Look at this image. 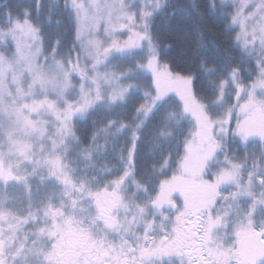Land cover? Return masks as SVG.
I'll list each match as a JSON object with an SVG mask.
<instances>
[{
	"label": "snow or ice",
	"instance_id": "1",
	"mask_svg": "<svg viewBox=\"0 0 264 264\" xmlns=\"http://www.w3.org/2000/svg\"><path fill=\"white\" fill-rule=\"evenodd\" d=\"M0 264H264V0H0Z\"/></svg>",
	"mask_w": 264,
	"mask_h": 264
}]
</instances>
